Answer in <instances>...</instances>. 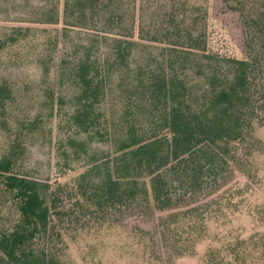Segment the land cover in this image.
<instances>
[{
  "label": "trees",
  "instance_id": "trees-1",
  "mask_svg": "<svg viewBox=\"0 0 264 264\" xmlns=\"http://www.w3.org/2000/svg\"><path fill=\"white\" fill-rule=\"evenodd\" d=\"M222 2L237 14L243 55H220L206 46L205 8L193 0H61L59 11L49 10L44 21L59 20L62 29L87 21L101 27L92 42L60 54L40 94L55 169H81L71 182L53 183L47 205L0 195V264H67L65 235L115 223L125 210L155 219L152 228L136 232L146 247L161 249L164 264H174L205 237L209 219L223 220L237 209L248 186L234 193L235 201L222 192L186 204L171 189L175 182L196 184L201 169L218 160L246 177L256 167L254 130L264 120V0ZM30 30L3 26L0 52L15 53L19 42L40 36L38 63L48 75L56 39ZM145 42L165 49L153 62L131 64L133 46ZM110 77L120 91L117 113L105 102ZM12 102V87L0 77L4 172L20 171L26 140L42 119L40 112L17 117ZM93 140L107 147L95 150ZM249 211L260 218L264 209ZM201 259L264 264V229L228 234L208 245Z\"/></svg>",
  "mask_w": 264,
  "mask_h": 264
},
{
  "label": "rangeland",
  "instance_id": "rangeland-1",
  "mask_svg": "<svg viewBox=\"0 0 264 264\" xmlns=\"http://www.w3.org/2000/svg\"><path fill=\"white\" fill-rule=\"evenodd\" d=\"M205 8L206 46L220 55L244 54L242 33L237 14L227 8L222 0H193ZM61 0H0V31L7 25L31 26V31L41 32L42 39H56L53 49L54 58L49 60L48 75H44L38 63L37 52L40 48V36L23 44L15 53L6 50L0 52V77L6 78L12 87V110L19 118H30L40 112L42 119L38 129L26 140V147L20 162V171H0V195L10 198L28 199L48 204L49 191L56 180L71 182V178L81 169L74 165L65 172H59L54 165V151L48 137V121L44 119V107L41 105V88L51 82L55 75L57 58L63 52H73L80 43H89L101 34L97 22L87 21L80 25H67L60 28L61 22H46L49 10H60ZM40 29V30H39ZM35 37V38H34ZM92 42V41H91ZM51 44V43H47ZM103 48L109 44L101 41ZM162 44L145 42L133 46L135 61L153 62L158 51H164ZM76 49V48H74ZM51 53V50H50ZM48 76V77H47ZM115 77H110L107 85L106 107L117 113L121 106L119 88ZM60 83V89L67 91V83ZM67 104V97H65ZM255 136L260 141V148L254 153V174L246 177L232 164L218 160L210 169L203 167L196 184L172 183L180 204L199 200L204 196L228 194L235 201L234 193L245 186L242 199L234 211L223 220L209 219L208 233L194 245L192 253L183 254L174 259V264H203L202 252L210 244H216L228 234H247L253 230L264 229V211L260 218L252 215V208L264 209V120L255 127ZM3 130L0 128V146ZM95 150H104L107 143L93 140ZM253 172V170H252ZM155 219L135 213L122 211L115 218V223L79 229L71 235H65L64 249L67 264H164L163 252L156 247H146L137 233L139 228H152ZM137 231V232H136ZM36 247L39 245L36 244Z\"/></svg>",
  "mask_w": 264,
  "mask_h": 264
}]
</instances>
